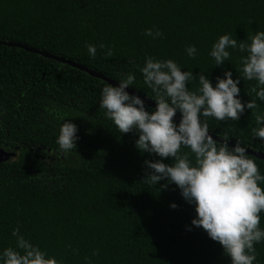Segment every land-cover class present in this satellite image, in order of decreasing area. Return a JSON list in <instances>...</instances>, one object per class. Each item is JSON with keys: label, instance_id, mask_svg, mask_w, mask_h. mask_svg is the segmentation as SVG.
Instances as JSON below:
<instances>
[{"label": "trees", "instance_id": "16d2710c", "mask_svg": "<svg viewBox=\"0 0 264 264\" xmlns=\"http://www.w3.org/2000/svg\"><path fill=\"white\" fill-rule=\"evenodd\" d=\"M149 28L162 35H145ZM257 31H264V0H0V39L72 59L118 82L133 73L128 88L153 102L139 71L146 57L192 71L191 91L199 88L198 74L214 86L231 69L234 79L241 77L242 102L255 100L257 107L236 121L204 119L212 134L264 152L252 132L264 101L252 90L257 82L241 70L247 53L229 48V59L218 66L209 56L219 36L247 45ZM89 44L97 46L94 57ZM188 45L196 46L195 56L185 52ZM106 84L78 67L0 43V147L15 152L0 162V251L16 249L12 231L19 228L60 264H230L219 242L191 225L195 205L175 184L142 181L143 161L159 157L141 153L138 133L121 134L105 117L99 101ZM59 115L78 127L77 147L67 154L56 144ZM184 153L194 162L182 145ZM248 155L264 174V159ZM260 216L264 228V211ZM254 247V264H264V240Z\"/></svg>", "mask_w": 264, "mask_h": 264}, {"label": "clouds", "instance_id": "9594fccd", "mask_svg": "<svg viewBox=\"0 0 264 264\" xmlns=\"http://www.w3.org/2000/svg\"><path fill=\"white\" fill-rule=\"evenodd\" d=\"M144 34L153 39L162 35L159 29H145ZM239 47L247 55L241 57L242 75L246 80H255L252 90L264 101V31L251 36L249 44L240 43L229 34L219 36L212 44L209 56L215 65L229 59V48ZM90 57L96 54V45H86ZM103 48L104 45L100 44ZM185 52L195 56V45H188ZM105 55H111V50ZM144 83L155 93L156 106L146 110L145 101L138 95L129 94L126 88L133 84L135 75L128 73L117 86L106 84L101 89L99 107L105 109L121 134L135 130L138 138L135 147L141 153L155 154L159 159H146L143 164L146 174L143 182L157 185L160 181L175 184L181 196L195 205L196 215L191 225L202 227L209 238L219 242L230 264H254L257 258L255 244L264 240L260 213L264 211V174L257 163L247 154L246 147L236 139L229 146L227 139L217 140L210 134L206 117L218 121L239 120L245 109H255V100L242 102L239 93L240 76L233 78L231 69L216 77L215 85L205 74H198L199 88L191 91L186 85L193 79L192 71H182L172 60H157L146 57L139 69ZM54 111V110H53ZM179 111V123L173 117ZM62 121L56 138L58 150L67 154L77 147L78 127L70 119L59 115ZM259 128H253L256 138L264 142V115L255 117ZM194 154V162L187 153L180 154L181 146ZM174 158L171 164L164 158ZM167 185H162L166 187ZM171 203V208H176ZM190 230V229H189ZM16 249L0 251V264H60L53 256L30 243L14 228Z\"/></svg>", "mask_w": 264, "mask_h": 264}, {"label": "water", "instance_id": "95a60500", "mask_svg": "<svg viewBox=\"0 0 264 264\" xmlns=\"http://www.w3.org/2000/svg\"><path fill=\"white\" fill-rule=\"evenodd\" d=\"M0 43L1 44H7V45H10V46H17V47H21V48L23 47V48H25V49H27L29 51H33V52H39V53H41V54H43L45 56L52 57L54 59H57L59 61H62L64 63H66V64H69L71 66L78 67V68H80V69H82L84 71H87L89 74H91L93 76H96V77H100L101 79L108 81L110 84H112L114 86H117L118 83H119L117 80H114V79L104 75L102 72L96 71V70L91 69V68H89V67H87L85 65L77 63V62L73 61L72 59H68V58H65L63 56L52 54V53H49L47 51H41V50H39V49H37L35 47L27 46V45H24V44H22L20 42L5 41V40L0 39ZM126 91H128L130 94L138 95L141 99H143L145 101V103L148 106H151V107L155 108L156 103L153 102L152 100L140 95L139 93L135 92L133 89H130L128 87L126 88ZM173 119L179 123L180 116L175 115L173 117ZM210 134H212V133L210 132ZM212 135H213V138L217 139V140L225 139V138H223V137H221L219 135H216V134H212ZM227 143H228L229 146H234L235 145L234 142L229 141V140L227 141ZM244 147H246V146H244ZM246 149H247V153L248 154H252V155H254V156H256V157H258L260 159H264V152L256 150V149H254L252 147H246ZM13 156H15V152L8 151L5 148L0 147V162L1 161H6V160L10 159Z\"/></svg>", "mask_w": 264, "mask_h": 264}]
</instances>
